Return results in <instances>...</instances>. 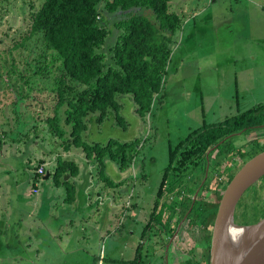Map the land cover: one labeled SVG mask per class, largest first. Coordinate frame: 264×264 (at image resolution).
I'll list each match as a JSON object with an SVG mask.
<instances>
[{"label": "rangeland", "instance_id": "1", "mask_svg": "<svg viewBox=\"0 0 264 264\" xmlns=\"http://www.w3.org/2000/svg\"><path fill=\"white\" fill-rule=\"evenodd\" d=\"M41 2L0 0L1 66L18 63L25 70L26 63L34 61L42 51L39 39L29 41L26 47L15 48L28 33L33 7H39ZM170 11L183 17V27L175 36L161 100L154 104L151 113L142 117L136 111L132 96L120 95L119 115L124 122L115 111H110L101 122H98L99 113L92 114L87 131L81 134L88 144L141 141L140 152L127 170L105 159L107 182L99 175L100 163L89 161L82 149L64 150L63 145L71 139L72 127L64 124L66 116L62 110L63 137L59 138L48 128L45 121L53 105L49 97H53L52 91L40 90L15 109V100L25 97L27 91L14 78H10L12 84H19L14 88L7 86L5 77L0 79V264H83L85 252L75 254L72 259L75 263L60 259L64 257L60 248L63 245L59 239L54 243L49 232L53 224L61 226L62 221L70 230L62 237L70 232V238L75 241L80 238V244L92 250L89 264L99 263L101 251L105 253L102 264H129L142 241L146 247H142L141 264L149 260L152 264L161 263L164 252L159 248L160 238H148L147 242L142 232L151 219L156 195L169 165L170 149L205 124L222 122L264 104V0H172ZM116 21L119 19L113 22ZM104 22L110 30L104 49L107 52L121 30L109 24L108 18ZM3 71L6 69H2L5 75ZM25 73L31 77V72ZM46 86L51 87L52 80ZM243 139L242 134L233 141L239 147ZM58 158L79 165L77 177H65L76 187L72 201L64 186L55 185ZM236 158L232 155L220 165L218 170L224 186L219 191L242 167ZM213 164L210 163L208 177L215 174ZM40 166L45 167V172L35 181L34 175ZM48 173L51 176L45 179ZM187 174V186L196 189L203 173L194 174L190 169ZM91 176L97 183L86 193L88 181L83 179ZM98 192L102 198L91 200L94 195L98 197ZM199 195L195 192L193 198L202 200ZM243 198L250 203H264V177ZM162 201L169 202L175 210L180 209L177 193L165 196ZM38 202L41 207L34 216L31 212ZM188 226L189 220L185 218L178 230L181 237L177 251L182 264H189L188 255L199 264L203 255L202 231L195 225ZM209 230L212 231L211 225ZM151 234L147 236L152 237ZM164 237L166 244L170 239L167 235ZM209 254L210 250L208 257Z\"/></svg>", "mask_w": 264, "mask_h": 264}, {"label": "trees", "instance_id": "2", "mask_svg": "<svg viewBox=\"0 0 264 264\" xmlns=\"http://www.w3.org/2000/svg\"><path fill=\"white\" fill-rule=\"evenodd\" d=\"M171 3L172 0H42L40 6H34L30 13L28 33L15 44V48L26 47L29 41L39 39L42 51L34 61L26 63L28 68L25 70L20 69L18 63L0 65V79L5 77L7 86L14 88L21 84L23 91H27L25 97L15 100V109L40 90L52 91L53 97H49L53 105L45 121L48 128L59 138L63 137L60 127L63 122L60 117L62 110L66 116L64 124L72 127V140L63 145L64 150L70 151L72 147L82 149L89 161L100 163V174L106 182L105 159H111L119 164L121 170H127L140 152L138 147H142L141 141L121 143L110 140L106 145L88 144L82 140L81 134L87 131L88 118L92 114L99 113L98 122H101L110 111H115L118 112V119L124 122L119 115L122 106L118 101L120 95L132 96L136 111L142 117L151 113L154 104L161 100L175 36L183 27V17L170 11ZM145 11L149 14H144ZM106 18L109 24L121 30V35L113 47H108L107 52L104 49L110 30L104 22ZM118 19V22H113ZM3 68L6 69L3 71L5 75L2 74ZM28 71L31 77L26 76L25 72ZM10 78L19 84H12ZM51 80L52 86L48 88L47 82ZM261 127L264 128V104L222 122L205 124L171 148L169 165L142 238H148L147 234L157 226L168 229L164 221L172 220L177 212L169 202L162 200L174 193L183 195L184 199L181 211H178L180 220L190 213L193 226L212 227L226 188L219 191L224 186L219 167L237 151L233 138ZM213 162L215 174L213 178H206V169ZM190 169L194 174L199 171L203 173L204 184L197 186L200 188L199 194L203 196L202 201H194L192 196L197 188L187 186ZM79 172V165L75 161L57 159L55 185L64 186L68 190V199L70 192L71 201L76 187L65 177H77ZM38 178L39 175L35 173L34 180ZM255 187L250 190H255ZM235 218L241 226L255 225L264 218V203H250L243 198ZM174 231L170 228L169 233ZM206 238L208 242L211 241V230ZM142 247L139 245L136 258L129 264H141Z\"/></svg>", "mask_w": 264, "mask_h": 264}, {"label": "water", "instance_id": "3", "mask_svg": "<svg viewBox=\"0 0 264 264\" xmlns=\"http://www.w3.org/2000/svg\"><path fill=\"white\" fill-rule=\"evenodd\" d=\"M263 177L264 151L246 161L226 186L213 220L209 264H264V218L250 226L235 218L241 199Z\"/></svg>", "mask_w": 264, "mask_h": 264}, {"label": "flooded vegetation", "instance_id": "4", "mask_svg": "<svg viewBox=\"0 0 264 264\" xmlns=\"http://www.w3.org/2000/svg\"><path fill=\"white\" fill-rule=\"evenodd\" d=\"M242 134H243V138L244 139L241 140V144L239 145V147L236 145L235 141H233L235 147L237 148V151L233 155H236L237 156V158H236L237 160L236 161H238V164L239 165L240 164H244L250 158H252L255 155H257L260 152V150L264 147V128L263 127L258 128V129H254V130H252L250 132H246L245 131L243 133L237 134L236 136H240ZM209 167H210V164L208 165V167L206 169V174H205V177L206 178L209 175V173H208ZM203 180H204V178L202 179L201 185L204 184V181L205 180L204 181ZM196 193L197 194L200 193V188H197L196 189ZM184 195H185V192H184ZM179 197H180V200H181L180 201V209L176 210L177 213H175L174 218L172 220H170V219L167 220L166 219L167 221H164V223H165V225H167L168 229L167 230H163L160 226H157L156 229L150 230V233H152L150 236H152V237H148L150 239L157 238V237L160 238L159 248H160V251H163L164 252V256L162 257V260H161V263L160 264H170L169 263V261H170L169 260V256H170V252H172V251H170V246L173 243H178V241H179V239L181 237V236L179 237L180 234L178 233L179 232L178 230L179 229L181 230L180 226H181V223L183 222V220L185 218H187V220H189V226L188 227H190L192 225L191 224V219L189 217L190 216V213H188L186 216H184V218L182 220H180V216H179L180 214L178 213V211H181V205H182L184 199H183V195H181ZM192 198H193V196H192ZM171 199H177V197H172ZM193 199H194V201H202L203 200V196H202V200H198L197 199V196L194 197ZM197 227L200 228V230L202 231L201 232V239L203 241V244L200 245V248L203 250V255L200 258V263L199 264H208V258H210V254H209V257H208V251L210 250L209 244H211V241L208 242V240L206 238V235L209 232V226H208L207 229L205 227L199 226V225ZM170 228L171 229L172 228L175 229L174 233H172V234L169 233ZM182 229H183V227H182ZM164 235H167L169 237V239H170L168 241V243H166V244L164 242V238H165ZM148 238L145 239V240H147V242L149 240ZM141 243H142V245L144 247H146V244H144L143 241ZM205 249H207V253H206ZM188 256L186 257L187 263H189V264H196L194 262V258H190ZM178 259L180 261L182 259V257L181 256H178ZM142 260L143 259L141 258L139 261L142 262ZM147 260L148 259H145V261H147ZM145 264H152V261L149 260L148 263L146 262Z\"/></svg>", "mask_w": 264, "mask_h": 264}, {"label": "crops", "instance_id": "5", "mask_svg": "<svg viewBox=\"0 0 264 264\" xmlns=\"http://www.w3.org/2000/svg\"><path fill=\"white\" fill-rule=\"evenodd\" d=\"M99 175H101V174H99ZM89 176H90V174H89ZM83 180L84 181L85 180L88 181V183H87L88 185H86V187H85V192L86 193H87V189L88 188H92V187L96 186V183L97 182L95 181V178L93 176H91L90 179L88 178V179H83ZM83 186H85V185H83ZM98 193H99L98 194V197L97 196L95 197V195H94L93 199H91V200H93V201H99L102 198V196H101L100 192H98ZM36 195H38V193ZM67 206L71 207L73 205L72 204H69ZM40 207H41L40 202L36 203L35 204V207H34V210L31 212V214H33L35 216L36 213H37L36 211H38V209H40ZM34 216L31 215V217H34ZM54 223H56V222H54ZM66 230L67 231H70L69 230V227H66L65 226V223H63V221H62V225L61 226L58 225V224H53L52 232H49V235L53 238L54 243H57V240L56 239H59V243H61V245H63V247H64L63 248V247H60L59 246L61 248V253L64 256V257H61L60 259H62V260H72L73 257H75V254L81 253V252H85V253H87V255H86L87 257L85 258V261L83 262V264L84 263L85 264L86 263L89 264L90 263V259H91L90 252H92V250L89 247H87L86 245L83 247L82 246L83 244H80V241H79L80 238L77 237L76 238V241H75V239L73 237L70 238V236H69L70 232L65 237H62L64 235V233H66ZM100 231L101 230H99L98 232H100ZM102 233L103 232L101 231L100 232V235H103ZM110 236L111 235L109 234V237ZM177 244L178 243H173L170 246V251H172V252H170V256H169V260H170L169 263L170 264H182V262H181L182 259L180 261L178 259L179 252L177 251V249H178V247H177L178 245ZM104 254L105 253L103 251H101V256H100V259L98 260V262H99L98 264H102V261L105 259L103 257ZM74 261L72 260L73 263H75ZM54 264H57V263H54Z\"/></svg>", "mask_w": 264, "mask_h": 264}, {"label": "built area", "instance_id": "6", "mask_svg": "<svg viewBox=\"0 0 264 264\" xmlns=\"http://www.w3.org/2000/svg\"><path fill=\"white\" fill-rule=\"evenodd\" d=\"M44 172H45V167L44 166H40L39 169L37 170V174L40 176V175H44ZM35 186L38 184L37 183H34ZM35 192H37V190H35Z\"/></svg>", "mask_w": 264, "mask_h": 264}]
</instances>
